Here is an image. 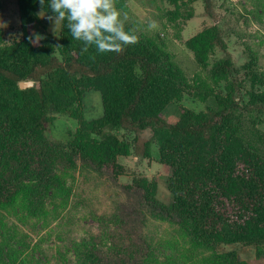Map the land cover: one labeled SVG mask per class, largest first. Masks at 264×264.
Instances as JSON below:
<instances>
[{
    "label": "trees",
    "instance_id": "1",
    "mask_svg": "<svg viewBox=\"0 0 264 264\" xmlns=\"http://www.w3.org/2000/svg\"><path fill=\"white\" fill-rule=\"evenodd\" d=\"M163 1L170 6L167 16L172 22L192 18L197 2L206 17L217 21L185 45L200 66L210 67L214 84H225L224 94H211L212 106L201 112L180 107L175 122L164 119L165 109L181 101L189 84L157 35L137 37L119 52L99 53L95 46L85 51L83 42L72 38L66 20L57 40L50 34L31 37L38 13H50L39 0H0V16L9 2L16 3L22 33L20 40L5 44L0 30V212L25 206L22 198L40 203L57 187L62 211L69 208L67 214L74 218L88 204L67 185L78 164L115 181L126 173L119 157L149 159L156 144L159 163L168 171L170 203L158 202L156 182L139 175L126 189L139 192L141 203L177 221L195 241L252 247L256 259L264 260V157L244 142L234 122L241 113L264 118L258 58L252 55L241 72L235 68L213 0ZM215 51L222 56L210 62ZM21 81L36 86L20 89ZM91 90L100 94L102 113L86 120L83 98ZM52 113L69 115L78 123L66 143L45 136ZM71 217L62 220L63 230L74 224ZM4 231L0 217V264H15L12 255H17L5 250L10 239ZM91 236L73 239L64 233L54 264H147L154 256L150 248L139 251L130 239L100 249L99 240ZM106 239L114 243L115 235L109 233ZM235 256L219 263L247 264ZM19 264L26 262L21 259Z\"/></svg>",
    "mask_w": 264,
    "mask_h": 264
},
{
    "label": "rangeland",
    "instance_id": "2",
    "mask_svg": "<svg viewBox=\"0 0 264 264\" xmlns=\"http://www.w3.org/2000/svg\"><path fill=\"white\" fill-rule=\"evenodd\" d=\"M213 1L220 18L219 24L225 33L226 48L235 68L241 72V67L254 55L258 58L260 77L264 79V0ZM115 4L122 10L125 27H129L138 38L147 34L157 35L186 76L189 88L179 103H173L165 109L163 117L166 121H177L180 107L195 112L205 111L212 106L211 94L225 93V84H214L209 75L210 67L200 66L193 52L185 45L204 27L217 23L204 15L201 2L193 5L192 18L176 22L168 19L170 6L163 0H115ZM123 13H127L126 18ZM38 16L39 24L33 27L31 37L40 39L50 34L57 40L61 21L49 20L42 12ZM0 30L5 44L22 38L15 2H9L7 12L0 16ZM221 56V53L215 51L210 56V62ZM198 94L207 96L201 99ZM82 112L86 120L101 115L99 92L91 90L84 94ZM50 116L52 123L45 136L61 143L69 141L78 128L77 121L66 114L52 113ZM234 122L244 142L264 157V118L241 113L235 117ZM145 135L149 136V133ZM118 162L125 166L126 173L115 181L107 174H96L81 164L70 172L66 179L67 185L73 189L72 194L88 203L84 211L74 215V218L67 214L69 208L62 211V191H58L57 187L50 190L40 203H28L31 200L26 201L21 197L20 203H26L25 206L0 212L5 226L4 235L10 239L5 250L18 256L17 259V256L11 254L15 264H19L21 259L26 264H54L56 252L61 251L64 245V233H69L73 239L92 234L91 237L99 240L100 249L115 247V242L124 245L130 239L137 243L139 251L152 250L154 256L149 257L150 263L147 264H220L231 262L229 256L232 253L236 254L238 261L264 264V260L256 259L252 247L195 241L177 221L167 219L157 210L141 203V198L136 196L139 192L126 189L133 184V178L139 175L149 182H156L154 197L158 202L170 203L171 196L165 185L168 171L159 163L156 144H152L149 159L137 161L130 155L119 157ZM57 174L62 188V168L57 169ZM70 217L74 224L63 230L62 220ZM109 233L115 235L114 243L106 239Z\"/></svg>",
    "mask_w": 264,
    "mask_h": 264
},
{
    "label": "clouds",
    "instance_id": "3",
    "mask_svg": "<svg viewBox=\"0 0 264 264\" xmlns=\"http://www.w3.org/2000/svg\"><path fill=\"white\" fill-rule=\"evenodd\" d=\"M39 4L49 7V20L67 21L72 38L82 41L85 51L95 46L99 53L119 52L137 41L134 33L125 30L122 10L115 0H39Z\"/></svg>",
    "mask_w": 264,
    "mask_h": 264
},
{
    "label": "water",
    "instance_id": "4",
    "mask_svg": "<svg viewBox=\"0 0 264 264\" xmlns=\"http://www.w3.org/2000/svg\"><path fill=\"white\" fill-rule=\"evenodd\" d=\"M20 89H27L31 87H35L36 83L34 81H21L18 83Z\"/></svg>",
    "mask_w": 264,
    "mask_h": 264
}]
</instances>
